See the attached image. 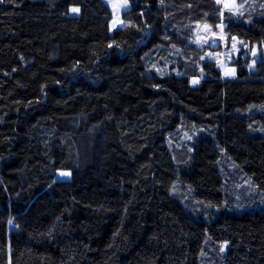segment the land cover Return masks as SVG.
I'll return each instance as SVG.
<instances>
[{"label":"trees","instance_id":"obj_1","mask_svg":"<svg viewBox=\"0 0 264 264\" xmlns=\"http://www.w3.org/2000/svg\"><path fill=\"white\" fill-rule=\"evenodd\" d=\"M129 1L113 33L104 0L0 2V264H264V212L223 211L227 160L264 194V59L228 79L183 31L262 58L264 12Z\"/></svg>","mask_w":264,"mask_h":264},{"label":"rangeland","instance_id":"obj_2","mask_svg":"<svg viewBox=\"0 0 264 264\" xmlns=\"http://www.w3.org/2000/svg\"><path fill=\"white\" fill-rule=\"evenodd\" d=\"M104 2L109 7L112 14L110 32L113 33L114 30L126 26L128 22L124 20L123 17L131 10L130 1L128 0L127 9H120L119 13H115L111 6V3L117 2V0H104ZM219 4L221 5L222 11H224L223 13H229L234 21H243L244 24H250L253 20L252 18L257 17L255 15H258L259 11L262 14L264 12V0H243L242 2L239 0H221ZM225 4L228 5L227 8L225 7ZM241 4L243 5V8H238ZM73 8L79 9L77 7H71L68 12L69 15L78 16L80 11L73 12ZM205 25L206 24H197L195 25L196 27H193L192 25L183 27L184 33L190 31L188 42L192 49L198 52L199 64L203 62H213L216 65V68L225 74L226 68H234V62L239 59L240 61H247L249 63L247 69L253 72L261 59H264V56L261 58L257 50L252 51L249 49V46L241 41L228 39L224 33V24L223 30H221L220 27L214 28L209 25H207L208 27H205ZM253 52H255V55H253ZM166 68L169 70L170 65H167ZM156 69L159 70V67H156ZM168 73L171 74V70L165 72L166 75H168ZM198 73V78L193 79L191 82L192 86L197 85L204 78L201 70H199ZM227 161L228 162L224 165V168L227 175L225 182L228 194L226 195L223 204V211L230 212L228 205H232L234 207L232 210L235 211L234 214L238 215H241L244 212H264V194L258 190L246 175H243L236 170L235 164L230 160ZM219 213L220 211L217 209L216 215ZM202 217L204 216L200 214L196 219L202 220ZM218 252L225 257L227 245L222 244Z\"/></svg>","mask_w":264,"mask_h":264},{"label":"snow or ice","instance_id":"obj_3","mask_svg":"<svg viewBox=\"0 0 264 264\" xmlns=\"http://www.w3.org/2000/svg\"><path fill=\"white\" fill-rule=\"evenodd\" d=\"M0 2H3V0H0ZM216 2L219 4L221 2V0H216ZM161 3H163V0H161ZM111 6L114 10L115 13H119L120 9H127L128 7V0H117V2H112ZM225 7L227 8L228 5L225 4ZM238 8H243V5H239ZM73 12H78L79 9L73 8L72 9ZM242 14V13H241ZM221 16H223V13H221ZM115 24V21H114ZM205 27H208L207 25H205ZM218 27L221 28V30H223V23H221L220 25H218ZM232 39H236L235 37H233ZM111 47V45H109ZM253 55H255V52H253ZM203 59V57H202ZM226 75H234V70L230 73H226ZM61 175H67V173H61ZM223 250V249H222Z\"/></svg>","mask_w":264,"mask_h":264},{"label":"water","instance_id":"obj_4","mask_svg":"<svg viewBox=\"0 0 264 264\" xmlns=\"http://www.w3.org/2000/svg\"><path fill=\"white\" fill-rule=\"evenodd\" d=\"M233 70H234V68H232V67H228V68H226V70H225V77L228 78V79L233 78L235 74H234V75H226V73H230V72H232Z\"/></svg>","mask_w":264,"mask_h":264}]
</instances>
